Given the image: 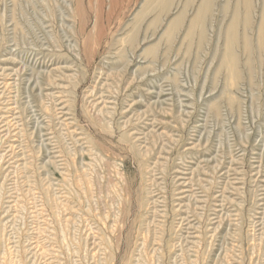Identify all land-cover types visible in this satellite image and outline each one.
Wrapping results in <instances>:
<instances>
[{
  "label": "rangeland",
  "instance_id": "rangeland-1",
  "mask_svg": "<svg viewBox=\"0 0 264 264\" xmlns=\"http://www.w3.org/2000/svg\"><path fill=\"white\" fill-rule=\"evenodd\" d=\"M232 3L198 41L199 0H0V264H264V0L238 80Z\"/></svg>",
  "mask_w": 264,
  "mask_h": 264
},
{
  "label": "bare ground",
  "instance_id": "bare-ground-1",
  "mask_svg": "<svg viewBox=\"0 0 264 264\" xmlns=\"http://www.w3.org/2000/svg\"><path fill=\"white\" fill-rule=\"evenodd\" d=\"M96 1H99V0H95V2ZM109 1L112 4L115 0H109ZM174 1L175 0H144V6L141 8L140 14L139 13L137 14L136 19H140V18L143 19V16H145L149 12H152V11L147 12V10L151 7L153 8V10H156L154 11L155 19L159 20L162 18V15H164L167 11H169ZM193 1L194 0H186V4L189 5ZM253 1L254 0H233V3L231 5L226 4L224 6V8H229L230 6H232V9H231L232 12H231V21L227 25L225 32H224L225 33V52H224V56H223L220 66L222 69H225L234 79H237V78L239 79L241 77L240 75L241 72L238 70L239 57L236 52V44L241 43L244 49V52L246 51L249 55H250V51L252 48V45H251L252 43L249 42L248 36L245 34V32L242 33L241 29H240L241 31H239L238 26L242 25V28L245 29V27H247L250 24L252 20V14H253L252 10L254 7ZM129 4H131V2ZM80 5H81V0H75L74 9L78 15L81 14ZM213 6H214V0H199V4L197 6L195 14L193 18H191L189 22V26L187 28V32L190 35V38L192 34L197 32L198 41L202 40L204 36V30H205L204 24H205L207 16L211 13ZM127 8L128 7H126V9ZM183 17H184V14L182 13L179 15H176L171 20L170 26L168 24L169 27L166 31L168 39H170L172 34L176 31L178 26L181 24ZM135 32H136V27L133 26L131 30V35H130L131 39L129 37L130 42L134 40ZM258 37H259V43H257L258 44L257 48L260 49L261 56L264 58V7L262 9L261 24L258 30ZM148 51L149 52L151 51V53H153L154 48H151ZM250 65H252V63ZM251 68L248 70H251L252 72L253 69Z\"/></svg>",
  "mask_w": 264,
  "mask_h": 264
}]
</instances>
